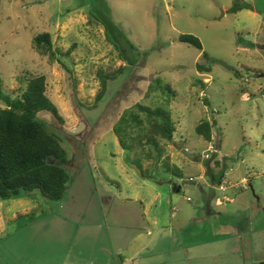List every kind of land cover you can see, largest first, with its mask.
<instances>
[{"label": "rangeland", "instance_id": "rangeland-1", "mask_svg": "<svg viewBox=\"0 0 264 264\" xmlns=\"http://www.w3.org/2000/svg\"><path fill=\"white\" fill-rule=\"evenodd\" d=\"M235 1L0 0V88L15 99L29 76L47 78L62 120L47 112L40 118L62 139L70 174L64 202L39 193L0 202V264L217 263L225 240L204 239L205 226H190L209 216L206 197L225 218L252 213L258 198L264 207V0H242L253 10L231 14ZM45 33L53 60L35 49V37ZM181 36L197 38L203 51ZM121 67L125 73L109 80L98 101L100 77ZM137 104L166 111L174 123L160 162L124 150L114 133ZM207 121L215 124L217 150L208 161L202 157L211 143L196 132ZM165 157L178 175L165 169ZM222 175L221 185L234 189L213 185ZM81 177L93 188L81 186ZM243 179L248 190H241ZM74 191L78 204L70 203ZM103 195L115 197L113 210L142 202L148 221L157 223L149 226L152 236L128 247L115 238L117 230L127 233L126 221L111 215L107 229L96 226ZM131 214L128 206V222ZM190 230L197 244L183 238ZM163 236L173 237L165 246L173 253L157 256L153 243Z\"/></svg>", "mask_w": 264, "mask_h": 264}, {"label": "trees", "instance_id": "trees-1", "mask_svg": "<svg viewBox=\"0 0 264 264\" xmlns=\"http://www.w3.org/2000/svg\"><path fill=\"white\" fill-rule=\"evenodd\" d=\"M244 10L253 8L242 0H236L230 13L238 14ZM180 42L203 51L201 42L193 36H181ZM34 45L40 55L52 60L55 58L50 34L37 35ZM203 68L198 69L201 71ZM125 71L126 67H121L100 77L102 89L98 101L104 100L109 80H116ZM25 83L22 95L15 99L0 88V101L6 104L5 108H0V202L34 193L50 202H64L68 198L70 182L66 168L69 165L68 152L62 139L49 131L40 115L47 112L58 120L62 118L48 95L45 76H29ZM213 128L215 124L207 121L201 123L196 132L211 143ZM174 132L170 114L142 104L128 110L114 129L121 147L124 150H141L146 162H160L164 158L162 142L171 141ZM165 160V169L178 175V171L171 168L168 157Z\"/></svg>", "mask_w": 264, "mask_h": 264}, {"label": "flooded vegetation", "instance_id": "flooded-vegetation-1", "mask_svg": "<svg viewBox=\"0 0 264 264\" xmlns=\"http://www.w3.org/2000/svg\"><path fill=\"white\" fill-rule=\"evenodd\" d=\"M214 155H216V153ZM215 163L217 162L215 161ZM220 168L221 167H219V170L216 171L221 172L222 170ZM212 172L213 170H210L209 173ZM216 177L218 176H215V181H213L214 178L212 179L213 184L214 182H218L221 178L219 177L217 180ZM246 181V187L242 189L237 188V190H248L251 185H249L248 180ZM205 202V211L209 216L205 219V221H196L190 226H194L197 223V225L205 226L207 229L205 231L207 236L204 237L210 236L211 234L208 235V233L211 232L214 233L215 237H226L224 239L225 242L223 249L219 252V257L214 263L229 264L231 262H237L242 264L249 260L248 264H264V207L260 206L259 198L258 205H251L253 209L252 213H240L238 217L234 218L217 216L211 208V198L206 197ZM260 212H262V214L257 217ZM190 231L191 232L188 231V233L186 232V235L189 238L188 241H190V244H196V242H193L196 236L189 234L194 230ZM197 238L198 237L195 239Z\"/></svg>", "mask_w": 264, "mask_h": 264}, {"label": "crops", "instance_id": "crops-1", "mask_svg": "<svg viewBox=\"0 0 264 264\" xmlns=\"http://www.w3.org/2000/svg\"><path fill=\"white\" fill-rule=\"evenodd\" d=\"M146 173H149L148 171H146ZM223 178L225 176H222ZM222 177L220 178V180L218 182H214L213 185L217 186L218 184L220 185L222 182ZM84 178L81 177L80 178V182L79 184L81 186H87V188H89V186L91 187V189L93 188L92 185L90 183H85L84 182ZM213 181H215V179H213ZM84 183V184H83ZM95 193V191H93V194ZM73 196L70 199V203L72 204H78L77 201H75V197L77 196L75 194V191L72 194ZM75 195V196H74ZM33 195H29L27 198H32ZM88 200L91 202V204H94V201L92 199V197H89ZM103 205H105V209L101 211L102 213V217L98 218L97 220V225L99 228L101 229H107L106 226L108 224V220L110 219L109 217L112 215V218L114 220H122L123 222L126 221V225L124 228L127 229V233H125L122 230H117L115 233V238L117 239V243L121 242V243H129V246H134L136 244L140 243L141 238L143 237L144 234L147 233L148 236H152V228L150 227H155L157 226L156 222H149L147 217H146V209L143 205L142 202H140L139 200H129L127 203H123V206L119 205L115 207V210H113V207L116 204V200L115 197L113 196H108V195H103ZM137 203H140V206H137ZM128 206H130V208H134V214H131L129 216V218H131L130 222L127 221L126 215H127V208ZM100 210V209H98ZM28 212L25 211L22 215L27 214ZM99 214V212H98ZM89 217V216H87ZM69 218H71V216L69 215ZM106 218V219H105ZM126 219V220H125ZM133 220V221H132ZM128 226V227H127ZM188 233V232H187ZM211 235L208 237H203L204 239H214L215 235L213 232L210 233ZM212 236V237H211ZM218 239L223 238L225 239L226 237H221V236H217ZM173 238V237H172ZM169 239V237L167 236H163L161 237V239L155 240V242L153 243L155 246V251L159 250L157 252V256L166 254V255H170L173 253V251H171V249H169L168 247H165L166 245H168L170 243V246L172 247L174 245V239ZM184 239L186 238V243L190 244L188 241L189 238L187 237V235H185L183 237ZM148 239V238H147ZM169 240H171L169 242ZM127 241V242H126ZM193 242H196V244L198 242H200V240L198 239H194ZM192 242V243H193ZM165 247V250H164ZM187 251V250H186ZM249 260L246 261V263H242V264H248ZM229 264H241V263H237V262H231Z\"/></svg>", "mask_w": 264, "mask_h": 264}, {"label": "built area", "instance_id": "built-area-1", "mask_svg": "<svg viewBox=\"0 0 264 264\" xmlns=\"http://www.w3.org/2000/svg\"><path fill=\"white\" fill-rule=\"evenodd\" d=\"M185 151L189 153V150H188V149H185ZM215 153H217V150H216L215 146H213V144L211 143L210 148L207 150V152H206L205 155L202 157V159H203V160H206V161L211 160V158L213 157V155H214ZM240 184L243 186V188H245V187H246V184H247V181H246L245 179H243V180L240 182ZM234 187H235V188H239V185H236V186H234ZM228 189H234V188L225 187V186H224V183H223V184L221 185V187L219 188V190L222 191V192H224V193L227 192ZM225 200L228 201V202L231 201L228 197H226ZM188 201H190V199H188Z\"/></svg>", "mask_w": 264, "mask_h": 264}, {"label": "water", "instance_id": "water-1", "mask_svg": "<svg viewBox=\"0 0 264 264\" xmlns=\"http://www.w3.org/2000/svg\"><path fill=\"white\" fill-rule=\"evenodd\" d=\"M222 180H223V177H222ZM221 185V184H220ZM220 185L218 184L217 186L220 187Z\"/></svg>", "mask_w": 264, "mask_h": 264}]
</instances>
